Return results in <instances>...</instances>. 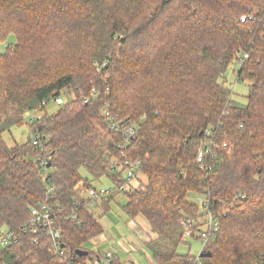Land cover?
<instances>
[{"label":"trees","instance_id":"trees-1","mask_svg":"<svg viewBox=\"0 0 264 264\" xmlns=\"http://www.w3.org/2000/svg\"><path fill=\"white\" fill-rule=\"evenodd\" d=\"M235 61L246 105L225 78ZM67 94L56 111L42 107ZM32 110L42 113L34 124ZM107 112L134 136L112 129ZM24 126L28 140L9 146L3 135ZM127 162L147 183L127 180ZM82 168L113 182L109 197L88 198ZM113 193L149 224L155 264H189L178 248L181 221L200 212L190 195H245L226 208L203 264H264V0H0V232L19 237L0 264H119L86 247L104 234L96 210L109 213ZM43 203L63 256L47 233L27 231Z\"/></svg>","mask_w":264,"mask_h":264},{"label":"rangeland","instance_id":"rangeland-1","mask_svg":"<svg viewBox=\"0 0 264 264\" xmlns=\"http://www.w3.org/2000/svg\"><path fill=\"white\" fill-rule=\"evenodd\" d=\"M239 65L238 61L233 62L226 73L225 78L227 79V85L233 91L231 98L232 102L237 105H246L250 85L247 82L240 83L237 81ZM64 97L66 101H72L74 98L69 94ZM57 109L58 108L54 106L47 107V110L50 112L56 111ZM29 135L28 127L24 126L22 128H13L11 132L4 134L3 137L9 146H15L17 144L25 143L28 140ZM80 174L84 180H88L91 186L98 191L103 189L112 191L115 187L109 178L93 179L86 169L82 168ZM141 176L143 175L138 174L137 178L131 183H135V186H137L139 182L144 184L145 182L140 179ZM125 177L127 178V171ZM126 190H128V185L126 186ZM112 195L115 196V199L120 200L118 201L119 203L114 202L112 204V210L109 213L103 215L101 210H96L97 217L101 221L103 227L105 226L104 234L89 241L86 247L90 250L103 252L104 254H107L108 252L115 253L120 259V261H117L119 264H155L152 252L146 245V243L150 241V238L145 237V239H138L142 234H140L136 227L133 226L132 219H129L123 212L122 205L127 202V196H121V194L117 193H113ZM189 199L199 206L198 196L192 194L189 196ZM200 250L201 245L197 241L186 238L184 239V243L179 246L178 253L181 255L189 254L190 256H196L200 253ZM110 260L111 259H108L106 262H109Z\"/></svg>","mask_w":264,"mask_h":264},{"label":"built area","instance_id":"built-area-1","mask_svg":"<svg viewBox=\"0 0 264 264\" xmlns=\"http://www.w3.org/2000/svg\"><path fill=\"white\" fill-rule=\"evenodd\" d=\"M242 20L244 21V19ZM246 59H248V55H242L241 60L244 61ZM87 101L88 100H86V102ZM64 102L65 101L63 97L53 98L49 101H44L42 103V107L46 109L48 106H54L58 108L59 106L63 105ZM106 116H108L109 121L111 122L112 129L124 134L127 137L134 136L136 132L135 127L131 126L126 120H119V118L113 117L110 112H107ZM41 118L42 113H39L36 110L29 111L26 114V120L30 124H34L36 121L41 120ZM32 141L34 146L39 147L40 150L44 152V149L42 147V136L36 129L32 135ZM207 153L208 150H200L197 157L198 163H203ZM38 161L42 162L43 165H47L46 161H44L42 157H40ZM137 165L138 163L130 162H127L126 164V166L128 167L127 180L130 182H132L138 176V173H136ZM123 189L126 190V187H124ZM110 192V190L108 191L104 189L100 191L91 189L88 193V198L90 200L104 199L110 195ZM198 197L200 207L199 216H197L196 218L187 216L181 221L184 239L188 238L190 240H195L201 245L200 253L196 256H191L189 264H203L202 254L206 252L205 249L207 248L208 244L218 234L221 226L222 216L226 217V215L228 214V210H226V208H229V204H235V206L239 207L242 200L246 198L245 195H237L229 204L224 202L215 204L211 202L208 196L202 195ZM218 209H221V211H219ZM54 220L55 215L52 208H50V206L46 203L40 204L38 207H35L31 210V228L27 229V231L34 234H37L40 231H44L45 233H47V236L51 240L53 250L56 252V254L63 256L65 252L60 245L61 233L53 228ZM18 242L19 237H15L14 233L8 230L0 232V248H6ZM106 259H112V255L107 254Z\"/></svg>","mask_w":264,"mask_h":264},{"label":"crops","instance_id":"crops-1","mask_svg":"<svg viewBox=\"0 0 264 264\" xmlns=\"http://www.w3.org/2000/svg\"><path fill=\"white\" fill-rule=\"evenodd\" d=\"M140 179L143 180L145 183H147V178L145 176H141ZM133 185L135 186L136 184L133 183ZM132 221H133V226L136 227V229L139 231L140 234H142L141 237H139V236H138L139 238L137 237L138 239H140V238L145 239V237H148V238L152 237L151 236V228L144 218L138 217L136 220H132ZM104 229H105V226H104ZM133 240H135V239H133ZM107 254L113 255L117 260L120 261L119 257L115 253L108 252ZM132 264H134V263H132Z\"/></svg>","mask_w":264,"mask_h":264},{"label":"water","instance_id":"water-1","mask_svg":"<svg viewBox=\"0 0 264 264\" xmlns=\"http://www.w3.org/2000/svg\"><path fill=\"white\" fill-rule=\"evenodd\" d=\"M85 254H86V253H85ZM207 257H210V254H209V253H206V252H205V253L202 254V258H207Z\"/></svg>","mask_w":264,"mask_h":264}]
</instances>
